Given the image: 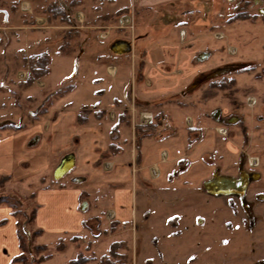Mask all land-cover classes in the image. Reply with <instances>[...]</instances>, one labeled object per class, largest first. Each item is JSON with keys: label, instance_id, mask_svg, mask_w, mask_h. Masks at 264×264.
Segmentation results:
<instances>
[{"label": "crops", "instance_id": "1", "mask_svg": "<svg viewBox=\"0 0 264 264\" xmlns=\"http://www.w3.org/2000/svg\"><path fill=\"white\" fill-rule=\"evenodd\" d=\"M204 3L92 4L90 15L85 12L91 29L78 53L67 54L79 62L89 50V59L53 86L49 69L40 86L55 97L43 101L44 111L29 118L32 113H21L17 106L9 128L0 129V192L15 198L31 195L35 227L43 235L80 234L84 220L96 218L108 229L111 223L135 227L143 215L146 225L157 224L154 217L163 225L166 217L188 209L196 191L206 194L203 185L221 172L225 147L209 114L194 109L183 93L195 89L197 57L203 55L201 63L209 57L186 46L199 37L189 32L195 8ZM122 12L120 27L142 24L136 36L131 31L112 36L94 32L91 23L108 25ZM158 12L175 15L169 21ZM180 28L188 32L180 34ZM64 87L68 89L58 94ZM77 91H86V99H75ZM66 158L72 159V168L55 179ZM19 253L12 208L1 204L0 264H18Z\"/></svg>", "mask_w": 264, "mask_h": 264}, {"label": "rangeland", "instance_id": "2", "mask_svg": "<svg viewBox=\"0 0 264 264\" xmlns=\"http://www.w3.org/2000/svg\"><path fill=\"white\" fill-rule=\"evenodd\" d=\"M98 1L106 0H0V129L9 128L17 106L21 113L30 111L29 118H33L44 111L43 101L55 97L40 86L43 77L26 85L31 76L29 54L47 48L51 86L89 59V50L79 62L67 54L78 53L80 41L91 29L85 12L90 15L91 5ZM204 1L202 9L197 6L192 14L193 30L189 32L199 37L186 46L209 57L202 63L195 60V84L199 83L183 93L194 109L209 114L218 133L223 131L220 139L225 158L218 175L237 179L241 172L246 173L245 196L240 200L196 191L188 209L166 217L163 225H158L157 217L153 218L157 224L146 225L143 215L135 227L108 229L96 218L84 220L80 234L43 235L35 227V216L32 219L36 208L32 196L15 198L0 192V200L5 202L1 204L13 206L17 229L28 250L20 251L24 258L18 264H39L47 254L48 260L40 264H67L78 256L92 259L86 264H264V200L257 199L264 195V16L258 14L264 0ZM122 14L112 16L116 18L108 25L90 22L94 32L112 36L131 31L136 36L142 24L135 21L134 29L131 24L121 28ZM243 17L248 19L240 20ZM187 32L180 28V34ZM211 73L214 75L206 79ZM18 74L25 76L23 81ZM74 93L69 97L86 99V91ZM215 112H219L218 119L213 118ZM254 174L259 175L257 181ZM244 210L249 211L248 217ZM113 243L123 244L125 249L120 245L116 254H110ZM42 246L45 251L40 250ZM59 246L63 251H58Z\"/></svg>", "mask_w": 264, "mask_h": 264}, {"label": "water", "instance_id": "3", "mask_svg": "<svg viewBox=\"0 0 264 264\" xmlns=\"http://www.w3.org/2000/svg\"><path fill=\"white\" fill-rule=\"evenodd\" d=\"M258 14L264 16V8L258 10ZM82 54V52H80ZM214 74L210 75L212 77ZM219 112H215L214 119H218ZM72 168V159L66 158L58 166L54 173V178L59 179L65 175ZM253 179H259V175L254 174ZM249 177L246 173L242 172L238 179L229 176H220L215 174L212 178L204 183V190L207 195L220 197V196H243L248 186Z\"/></svg>", "mask_w": 264, "mask_h": 264}, {"label": "trees", "instance_id": "4", "mask_svg": "<svg viewBox=\"0 0 264 264\" xmlns=\"http://www.w3.org/2000/svg\"><path fill=\"white\" fill-rule=\"evenodd\" d=\"M248 19V17H243V18H240V20H247ZM237 20H239L238 18H237ZM60 52L61 53H63V50H60ZM49 63H50V60H49V55L48 54H46V53H41V54H38V55H34V56H32L31 57V62H30V70H31V76H30V78L27 80V82H26V85L27 86H30L36 79H39V78H42V77H44L45 75H47L48 74V70H49ZM160 120V118L159 119H157L156 121H159ZM78 122L79 123H81L82 122V120L79 118L78 119ZM111 150L113 151V152H115L116 150H115V147H111ZM1 203H5V202H3V201H1L0 200V204ZM6 204H7V202H6ZM9 207H11L12 209H13V206L12 205H9V204H7ZM12 215L13 216H15L16 215V213L15 212H13L12 213ZM35 216V211L32 213V219H33V217ZM17 225V224H16ZM114 226L115 227H117V225L116 224H114V223H111V225H110V229H114ZM111 231V230H110ZM114 231V230H113ZM38 233H40V234H42V231H39L38 230ZM111 233V232H110ZM17 236H18V241H19V248H20V251L22 252V253H27L28 252V250H27V248H26V244H25V242H24V240L22 239V237L20 236V234H19V230L17 229ZM62 245V244H61ZM121 245V247H120V249H125V247H124V245L123 244H117V243H113V244H111V246H110V250H109V253L110 254H113V252H115V254H116V250H115V248L118 246H120ZM63 246H59L57 249H58V251H63ZM40 250H42V251H45V247H40ZM117 256H118V253H117ZM24 257H23V254H21L20 256L18 255L15 259H14V262H21L22 261V259H23ZM48 258H49V255L47 254V255H45L44 257H42V258H40L39 259V264L40 263H43V262H45L46 260H48ZM118 258H120L122 261L124 260H126V257H125V255H119L118 256ZM90 260H92V259H87V258H83V257H80V256H78L77 258H75V259H73V260H71V261H69L67 264H86V263H88ZM105 264H112V263H105Z\"/></svg>", "mask_w": 264, "mask_h": 264}, {"label": "flooded vegetation", "instance_id": "5", "mask_svg": "<svg viewBox=\"0 0 264 264\" xmlns=\"http://www.w3.org/2000/svg\"><path fill=\"white\" fill-rule=\"evenodd\" d=\"M125 12V11H124ZM187 13L186 14H190V12H191V10H189V11H186ZM183 15H180V17H182ZM172 19V18H174V15H168V16H166V19ZM173 22H175V21H173ZM164 25V24H163ZM203 56V55H202ZM202 56H198L197 57V59L199 60V59H201L202 58ZM212 74V73H211ZM211 74H209L208 76H206L205 78L206 79H208V77L211 75ZM199 82L197 81L196 82V84H195V86L194 87H196V85L198 84ZM242 173V172H241ZM240 173V174H241ZM240 174H239V176H240ZM239 178V177H238ZM237 178V179H238ZM257 181V180H256ZM246 194V193H245ZM245 194L243 195V196H238V195H232V196H224V197H233V196H235V197H237V198H239L240 200L245 196ZM223 197V196H222ZM257 199H260V200H264V195H257ZM244 212L247 214L246 216L248 217V215H250V213H249V211L248 210H244ZM250 217V216H249Z\"/></svg>", "mask_w": 264, "mask_h": 264}, {"label": "built area", "instance_id": "6", "mask_svg": "<svg viewBox=\"0 0 264 264\" xmlns=\"http://www.w3.org/2000/svg\"><path fill=\"white\" fill-rule=\"evenodd\" d=\"M166 120H167V119H166V117H165V118H164V120H163V121H164V123H166ZM222 132H223V131H221L220 133H222Z\"/></svg>", "mask_w": 264, "mask_h": 264}]
</instances>
